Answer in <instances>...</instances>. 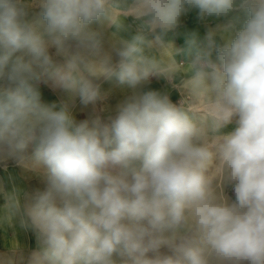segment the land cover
Returning <instances> with one entry per match:
<instances>
[{"label": "clouds", "instance_id": "1", "mask_svg": "<svg viewBox=\"0 0 264 264\" xmlns=\"http://www.w3.org/2000/svg\"><path fill=\"white\" fill-rule=\"evenodd\" d=\"M32 7L39 20L26 19ZM190 8L244 19L229 22L235 35L222 44L212 32L206 47L189 40L186 63L170 47L167 63L148 56ZM122 16L140 21L136 34L105 49L90 25L119 27ZM174 65L188 70L183 92H207L204 112L144 90L153 76L180 88ZM101 78L131 89L107 120L77 122L69 103H41L43 81L94 104ZM9 158L30 160L44 184L23 209L0 187V223L21 215L37 233L28 264H264V0H0V160Z\"/></svg>", "mask_w": 264, "mask_h": 264}, {"label": "crops", "instance_id": "2", "mask_svg": "<svg viewBox=\"0 0 264 264\" xmlns=\"http://www.w3.org/2000/svg\"><path fill=\"white\" fill-rule=\"evenodd\" d=\"M41 9L38 7H32L27 10L26 19L35 21L40 19ZM237 18H239L237 20ZM244 19L243 12H236L229 17L215 18L209 17L202 19L199 16V11L196 8H190L184 13L177 24V26L162 34L163 46L160 44H154L151 48H146V54L157 61L167 63L170 59L168 49L170 47L172 56L177 63L188 62L193 58L194 50L189 49V40L195 38L197 44L200 47L207 46L208 33H214V40L216 44L224 43V40L229 36H234L235 31H225V27L229 22L236 23V27L239 28L240 23ZM140 21L136 20L133 16L120 17V26L113 28V33L110 32L109 21H97L96 25L101 28L103 34V46L107 49L109 43L116 38L131 39L138 30ZM114 26V25H113ZM105 27V28H104ZM148 39H154V36L149 34ZM50 55H52L53 66H57L63 63V58L55 55V49H50ZM213 59L216 58L215 51H213ZM59 59V61H57ZM171 71L181 74L182 86L189 89L187 83V69L185 67H179L174 65ZM102 80H105L101 78ZM111 82H118L113 79ZM164 78L158 77L157 80L151 81L150 85H144V90L158 91ZM41 94V103L52 106L55 105L58 110L63 103H69L70 111L74 119L79 122V115L77 111L78 98L77 96L70 99V94L62 89L51 86L50 83H44L43 81L38 85ZM121 88V87H120ZM197 92V104L198 107L207 108L208 97L205 90H199ZM123 101L122 98H114L112 105H118ZM98 101L94 104H89V110H94L93 113H89L88 121L95 119L97 116L107 120V118L114 114H104L99 112L98 109H94L97 106ZM30 151V150H29ZM31 161L26 160L24 163L18 162L14 158L0 160V187L4 192L16 191L21 204V209L32 202L37 189H43L44 184L41 178L31 169ZM6 203L3 193H0V210L3 209ZM0 211V215H2ZM21 215L14 216L11 221H4L0 223V256L5 258H11L14 263L28 264V260L31 254L38 250L40 242L37 233L28 226H25L21 222ZM15 246V251L13 248Z\"/></svg>", "mask_w": 264, "mask_h": 264}, {"label": "rangeland", "instance_id": "3", "mask_svg": "<svg viewBox=\"0 0 264 264\" xmlns=\"http://www.w3.org/2000/svg\"><path fill=\"white\" fill-rule=\"evenodd\" d=\"M39 8V7H38ZM97 22H93L90 27L93 30H97V31H101V28L98 27L96 25ZM109 25H110V32L113 33V28H115V24H112L109 21ZM114 25V26H113ZM105 28V27H104ZM112 42V41H111ZM111 42L109 43L108 47L110 46ZM107 47V48H108ZM115 59V58H114ZM57 61H59V59H57ZM179 63H184V62H179ZM178 63V64H179ZM179 66V65H178ZM179 67H183V66H179ZM176 81L175 83L177 84L178 87H173L171 84H169V82L167 80L164 79V82H162V86L161 88L158 90V92L162 93V94H167L170 101L173 104H176L177 106H179V104L181 103V101L183 99H185V106L187 108V110L189 112L192 113H202L204 112L206 109L203 107H198L197 104V92L196 91H187V92H183L181 89H185L187 90L185 87L182 86V81H181V74L176 73ZM158 77H150L149 82L145 85H150L151 81H155L157 80ZM112 80H98L96 81L99 86H100V90H101V94L103 96L102 99L98 100V104L97 106H95L94 109H98L99 112L104 113V114H114L115 113V109H116V105H112V101L114 98H122L123 100L131 94V89H129L126 85H118L117 83H113L111 82ZM121 87V88H120ZM145 91H148L145 90ZM78 98V106H77V111H78V117H79V122L81 121H85L87 120V118H89V113H93L94 110L90 111L89 107L91 108V106L87 105H83L80 102L79 97ZM236 121L235 118L233 119V121L225 126H223L219 132L220 134H227L231 131H233L236 127ZM227 195L229 197H233L234 198V194L231 190V188H226L225 189ZM162 253L165 254H169L168 253V249L164 248L161 249ZM14 264H24V263H14Z\"/></svg>", "mask_w": 264, "mask_h": 264}]
</instances>
